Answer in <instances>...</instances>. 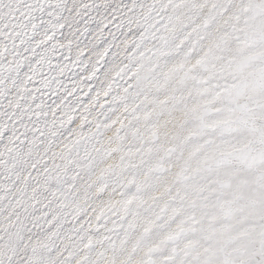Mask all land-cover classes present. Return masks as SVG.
Returning a JSON list of instances; mask_svg holds the SVG:
<instances>
[{
  "label": "snow or ice",
  "instance_id": "6c2138e0",
  "mask_svg": "<svg viewBox=\"0 0 264 264\" xmlns=\"http://www.w3.org/2000/svg\"><path fill=\"white\" fill-rule=\"evenodd\" d=\"M0 264H264V0H0Z\"/></svg>",
  "mask_w": 264,
  "mask_h": 264
}]
</instances>
